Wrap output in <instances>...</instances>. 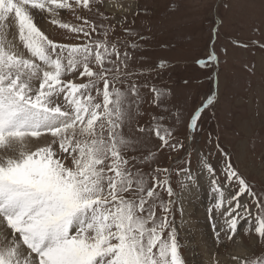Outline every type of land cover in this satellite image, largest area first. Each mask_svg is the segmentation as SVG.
Wrapping results in <instances>:
<instances>
[{
	"label": "snow or ice",
	"instance_id": "obj_1",
	"mask_svg": "<svg viewBox=\"0 0 264 264\" xmlns=\"http://www.w3.org/2000/svg\"><path fill=\"white\" fill-rule=\"evenodd\" d=\"M102 4L0 0V264H184L169 220L173 201L157 192L175 195L169 178L155 169L149 184L137 167L146 157L129 155L153 133L160 149L183 145L170 143L162 117L132 129L140 85L128 71L131 54L110 36L112 25L92 18H103L94 8ZM62 12L78 23L62 21ZM45 19L63 30L60 42L42 30ZM215 61L210 53L198 63ZM212 103L209 96L191 115V131ZM203 169L214 193L209 212L223 218L219 230L213 223L217 239L224 232L231 240L243 221L264 242V199L230 162L223 183L210 165ZM180 174L182 187L196 182L190 168ZM245 193L255 209L241 202ZM231 259L264 264V252Z\"/></svg>",
	"mask_w": 264,
	"mask_h": 264
},
{
	"label": "rangeland",
	"instance_id": "obj_2",
	"mask_svg": "<svg viewBox=\"0 0 264 264\" xmlns=\"http://www.w3.org/2000/svg\"><path fill=\"white\" fill-rule=\"evenodd\" d=\"M96 7L103 18H92L106 26L111 24L114 31L110 36L119 41L122 52L127 50L132 57L128 71L133 73L132 82L140 85L141 98L138 111L133 108L132 129L153 127L162 117V126L172 133L170 143L183 145L160 149L153 133L141 152L129 155L137 161L146 157V162L137 167L149 184L152 181L147 174L155 169L161 170V180L169 178L175 195L170 198L162 188L157 192L164 201H173L169 220L176 229L184 264H197L195 259L202 252L193 233L187 231L182 212L185 192L198 187L201 178L182 187L181 169L190 168L196 176L207 163L223 183L225 162H230L251 190L264 199V0H103ZM59 18L78 23L68 12H62ZM43 23L40 26L45 31ZM125 29L131 30V36ZM62 31L50 24L45 32L60 42ZM132 43L138 47L133 49ZM210 53L215 54L216 61L201 67L198 61H207ZM153 89L162 95L157 98ZM209 96L213 103L201 113L197 130L191 131V115ZM240 199L255 209L247 193ZM212 205L209 203L208 217H202L205 222L201 227L215 235L206 248L218 253L217 264H229L226 255L240 239L249 254L259 256L264 252V242L254 231L246 230L247 224L239 227L231 240L224 232L217 239L213 223L219 230L223 218H212Z\"/></svg>",
	"mask_w": 264,
	"mask_h": 264
},
{
	"label": "bare ground",
	"instance_id": "obj_3",
	"mask_svg": "<svg viewBox=\"0 0 264 264\" xmlns=\"http://www.w3.org/2000/svg\"><path fill=\"white\" fill-rule=\"evenodd\" d=\"M117 8H120V7L117 6ZM42 25L45 27V31L48 33V30L50 29V24L48 20L46 21L44 20V23ZM196 177L198 180L199 178H201L200 181L198 182L199 186L198 187L195 186L191 192H188V193L185 192L186 194L185 203L183 200V207L185 211L182 212L183 213L182 221L185 223L187 231L190 233H193L195 243L201 249L202 253L199 254V256L195 259L196 263L197 264H217L216 258L219 257L218 253L213 252L209 248H206L209 246V243L214 242L212 237L214 238L215 235L213 233H208L207 232L208 229H204L203 227H201V224L205 222L203 221L202 217H204V219L208 217L206 213L208 210L207 207L209 203H212V202L214 203V200H213L214 193L212 192V185L210 182L211 178L208 175V173L203 169V165L201 167L200 173L196 175ZM221 210L223 211V209ZM243 224L245 223L242 221L241 226ZM189 227L191 229H189ZM190 247L192 249V245ZM246 253L249 254L248 247L246 246L244 241L240 239V240H237L236 243L233 245L231 251L226 255L227 257L225 258V260L229 262V264H233V260L231 259V257L237 256V255H244Z\"/></svg>",
	"mask_w": 264,
	"mask_h": 264
}]
</instances>
